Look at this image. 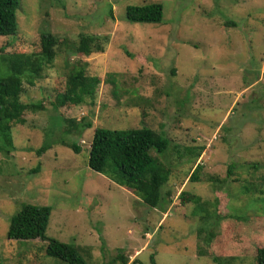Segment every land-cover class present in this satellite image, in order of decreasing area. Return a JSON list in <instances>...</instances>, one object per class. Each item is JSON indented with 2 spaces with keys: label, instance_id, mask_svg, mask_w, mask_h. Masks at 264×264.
I'll return each mask as SVG.
<instances>
[{
  "label": "rangeland",
  "instance_id": "1",
  "mask_svg": "<svg viewBox=\"0 0 264 264\" xmlns=\"http://www.w3.org/2000/svg\"><path fill=\"white\" fill-rule=\"evenodd\" d=\"M144 2L163 5L161 22L125 18L127 5ZM16 17V33L0 36V65L39 51L46 31L58 47L33 85L23 80L21 100L44 108L25 111V123L11 127L13 149L0 152V264H59L44 254L45 241L7 237L22 203L50 206L47 235L80 247L90 264L118 252L128 264H150L151 254L156 264H214L212 255L259 264L264 0H18ZM81 34L104 38L103 51L75 54ZM75 58L101 83L92 102L55 108ZM80 119L91 127L77 131L69 120ZM95 127H148L169 139L163 155L151 150L170 170L160 207L88 166Z\"/></svg>",
  "mask_w": 264,
  "mask_h": 264
},
{
  "label": "trees",
  "instance_id": "2",
  "mask_svg": "<svg viewBox=\"0 0 264 264\" xmlns=\"http://www.w3.org/2000/svg\"><path fill=\"white\" fill-rule=\"evenodd\" d=\"M17 8L18 0H0V36L16 33ZM125 18L130 22L159 23L163 19V5L159 2L129 4L125 7ZM103 39L96 35L81 34L74 48L75 54L89 55L92 52H102ZM57 47L58 40L52 33L46 31L40 35L39 51L30 54L12 53L3 58V65H0V152H10L14 147L10 133L12 124L25 123L23 117L25 111L44 108L41 101L25 103L21 100L23 80L33 85L35 79L42 76L44 66L50 65L55 59ZM86 66L87 62L79 58L73 60L66 74L64 91L56 95L53 107L58 108L69 103L80 105L93 101L101 79L87 74ZM69 121L77 131L91 127V123L84 119L78 122ZM69 146L74 151L79 150L75 144ZM169 148V139L152 128L95 127L89 145L88 166L132 191L145 205L152 208L160 207L163 200L162 187L169 179L170 170L164 166L161 159L151 153V150L163 155ZM46 149L47 147L43 145L36 152L40 155ZM201 149L202 147L195 152L197 156L200 155ZM194 150L189 149L192 153ZM200 168L201 165L197 163L189 175V180L199 179ZM38 170L39 165L32 169L33 172ZM180 197L183 201L200 200L197 195L186 192H181ZM50 215V206L22 203L20 210L13 214L9 221L7 237L19 241L34 239L45 241L44 254L59 264H90L80 247L47 235ZM255 258L259 264H264V247L257 249ZM211 259L214 264H223L219 256L212 255ZM118 260L121 264H128V259L119 252L110 262L104 264H114ZM137 262L133 260L129 264ZM150 264H156L153 254Z\"/></svg>",
  "mask_w": 264,
  "mask_h": 264
}]
</instances>
